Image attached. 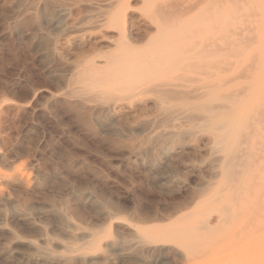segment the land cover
Masks as SVG:
<instances>
[{"label":"rangeland","instance_id":"rangeland-1","mask_svg":"<svg viewBox=\"0 0 264 264\" xmlns=\"http://www.w3.org/2000/svg\"><path fill=\"white\" fill-rule=\"evenodd\" d=\"M84 5L94 8L85 13ZM130 36L138 43H130ZM206 48L214 51L208 66ZM223 49L239 53L229 56L230 66ZM263 57L264 0H0V157L6 160L0 159V264H79L80 255H98L94 264H182L178 250L169 248L172 244L150 249L144 242L161 230L172 233L185 226L177 219L189 210L171 220L152 216L182 203L210 177L212 239L210 245L198 246L196 255L212 258L214 264L264 260V197L260 210L248 191L243 189L238 200L230 190L223 191V176L216 175L213 162L222 154L212 150V134L196 132L194 154L182 159L196 162V174L180 172L191 186L187 193L168 189L161 182L163 170L147 163L140 147L134 152L129 148L161 133L190 130L180 112L172 111L179 106L217 101L250 84L252 90L241 95L231 121H244L255 101L260 100L263 110ZM178 75L179 90L191 94V103L164 99L163 108L151 88ZM102 93L119 98L110 103L121 108L116 125L98 118L94 106L99 102L88 100ZM140 124L136 135L128 132ZM262 127L247 146L264 156V136L258 135H264ZM257 163L253 171L262 188L255 193L264 190V160ZM17 171L23 187L4 185L3 178ZM65 204L74 205L86 219L68 218ZM109 241L116 245L103 247Z\"/></svg>","mask_w":264,"mask_h":264},{"label":"bare ground","instance_id":"bare-ground-1","mask_svg":"<svg viewBox=\"0 0 264 264\" xmlns=\"http://www.w3.org/2000/svg\"><path fill=\"white\" fill-rule=\"evenodd\" d=\"M71 1V0H70ZM73 1V0H72ZM98 1V0H97ZM129 1V0H128ZM58 2V0H57ZM60 2V1H59ZM75 2L79 3L81 0H75ZM102 2V1H101ZM134 2V1H133ZM49 3V2H48ZM116 3V2H115ZM216 3V2H215ZM246 3V2H245ZM255 2H253L254 4ZM63 3H61L62 5ZM65 4V3H64ZM111 4V3H110ZM109 5L112 7V5ZM247 4V3H246ZM65 5H68L65 4ZM72 5V4H71ZM70 4L68 6H71ZM176 5V4H174ZM89 8H85V7ZM81 8L82 10H85V13L87 12L88 9H90V6L84 5ZM102 6V5H100ZM127 6V5H126ZM28 7V6H27ZM36 8V6H35ZM94 7H92L90 10H93ZM33 9V8H32ZM57 9V8H56ZM30 10V8H29ZM34 10V9H33ZM84 10L82 12H84ZM63 11V10H62ZM76 11V10H75ZM125 11V9H124ZM165 11V10H163ZM89 12V11H88ZM118 14L120 11H117ZM166 12V11H165ZM169 12V11H168ZM184 12V11H182ZM91 13V12H90ZM174 13V12H173ZM50 14V13H49ZM48 14V15H49ZM67 14V13H66ZM76 14V13H75ZM164 14V13H163ZM259 14V12H258ZM64 15V14H63ZM253 15V14H252ZM261 15V14H259ZM68 16V15H67ZM61 17V16H60ZM64 17V16H63ZM82 18V17H81ZM134 18V17H133ZM84 19V18H83ZM85 20V19H84ZM65 21V20H64ZM83 21V20H82ZM81 21V22H82ZM260 21V20H259ZM262 21V20H261ZM80 22V21H79ZM232 23V22H231ZM132 24V23H131ZM72 25V24H71ZM63 26V25H62ZM99 26V25H98ZM101 27V26H100ZM99 27V28H100ZM131 27V26H130ZM149 28V27H148ZM238 28V27H237ZM250 28V27H249ZM89 29V28H88ZM91 29V28H90ZM92 29H95L92 27ZM96 29H98L96 27ZM140 29V28H139ZM251 29V28H250ZM68 30V29H67ZM74 30V29H73ZM146 30L149 31V29L146 28ZM252 30V29H251ZM78 31V29H77ZM76 31V33H77ZM84 31V30H83ZM133 31V30H132ZM143 31V30H141ZM75 32V31H74ZM231 33V29L229 30ZM107 33V32H105ZM109 33V32H108ZM112 33V32H111ZM135 33H138L137 31ZM134 33V34H135ZM142 33V32H140ZM113 34V33H112ZM115 34V33H114ZM144 34V33H143ZM241 34V33H240ZM254 36V34H252ZM112 36V35H111ZM116 36V35H115ZM136 36V35H135ZM134 36V37H135ZM137 36H140L137 35ZM219 37V35H218ZM223 37V36H221ZM220 37V38H221ZM247 37V36H246ZM99 38V37H98ZM226 38V37H225ZM261 38V37H260ZM259 38V39H260ZM71 39V38H70ZM93 39V38H92ZM130 43H138L137 40H132V36H130ZM144 39V38H143ZM158 39V38H157ZM228 39V37L226 38ZM248 40H253V38H247ZM246 39V40H247ZM256 39V38H255ZM254 39V40H255ZM263 39V38H262ZM64 40V39H63ZM89 40V39H88ZM96 40V39H95ZM160 40V39H159ZM158 40V41H159ZM180 40V39H179ZM94 41V40H93ZM97 41V40H96ZM177 41V40H176ZM228 41V40H227ZM75 43L77 41H74ZM95 42V41H94ZM142 41H140L141 43ZM156 42V41H155ZM179 42V41H178ZM248 42V41H247ZM66 43V42H65ZM89 43V42H87ZM91 43V41H90ZM107 43V42H106ZM129 43V44H130ZM157 43V42H156ZM69 44V43H68ZM100 44V43H99ZM109 44V43H107ZM112 44V42H110ZM235 45L234 43H231ZM71 45V44H69ZM72 45H75L74 43ZM85 45V44H84ZM83 45V46H84ZM89 45V44H88ZM93 46V44H91ZM95 45V44H94ZM105 45V43L103 44ZM239 45V44H238ZM67 46V45H66ZM78 46V45H76ZM80 46V45H79ZM80 46V47H83ZM98 46V45H97ZM107 46V45H106ZM203 46V45H202ZM65 47V46H64ZM90 47V46H89ZM78 48V47H76ZM99 48V46H98ZM181 48V47H180ZM185 48V47H184ZM86 49V48H85ZM131 49V48H130ZM190 49V48H189ZM188 49V50H189ZM62 50V49H61ZM73 50V49H72ZM82 50V49H81ZM89 52V49H87ZM198 50V48H197ZM222 50V49H221ZM224 52H226L224 55L227 56L226 60V66H230L233 63L229 62V56L234 57L237 56L239 53L235 51H226L223 49ZM228 50V49H227ZM73 52V51H72ZM213 52L210 49H207L203 51L204 59L207 60L204 63V66H208L207 62H210V58L213 56ZM222 52V51H221ZM219 52V53H221ZM64 53L66 51L64 50ZM71 53V52H70ZM165 53V52H163ZM72 54V53H71ZM89 54V53H88ZM125 54V53H124ZM222 54V53H221ZM123 55V54H122ZM158 55V54H157ZM62 56V55H60ZM256 58L258 57L255 56ZM262 57V56H261ZM97 58V57H96ZM255 58V60H256ZM264 58V57H263ZM180 59V58H179ZM254 59V58H253ZM260 59V58H258ZM257 59V60H258ZM147 60V59H146ZM252 61V60H251ZM149 61H147L148 63ZM248 62V61H247ZM78 63V62H76ZM93 63V62H92ZM103 63V62H102ZM134 63V62H133ZM223 65L225 64V61L222 60ZM255 63V62H254ZM95 65V64H94ZM128 65V64H127ZM135 65V64H134ZM140 65V64H139ZM146 65V64H145ZM251 65V64H250ZM176 66V65H175ZM77 67V66H76ZM136 67V66H135ZM133 67V68H135ZM146 67V66H145ZM254 67V66H253ZM261 67V66H260ZM184 69V67H182ZM217 68V67H216ZM242 68V67H241ZM249 68V67H248ZM252 68V66H250ZM77 69V68H76ZM89 69V68H88ZM147 69V68H146ZM222 69V68H221ZM224 70L225 67L223 68ZM141 71V69H139ZM156 70V69H155ZM243 70V69H241ZM254 70V69H253ZM84 71V70H83ZM133 71V70H132ZM167 71V70H166ZM228 71V69H227ZM79 72V71H78ZM148 72V70H147ZM244 72V71H243ZM246 72V71H245ZM262 72V71H261ZM86 73V72H85ZM90 73V72H89ZM133 73V72H132ZM151 73V72H150ZM81 74V72H80ZM103 74V73H102ZM144 74V73H143ZM146 74V73H145ZM135 75V73H134ZM153 75V74H151ZM162 75V74H161ZM157 76V75H156ZM155 76V77H156ZM241 76V75H240ZM80 77V76H79ZM139 77V76H138ZM161 77V76H160ZM245 75L243 76L244 79ZM257 77V76H256ZM255 77V78H256ZM89 78V77H88ZM152 78V77H151ZM157 78V77H156ZM238 79V77H236ZM240 78V77H239ZM246 78V77H245ZM97 79V78H96ZM145 79V78H143ZM147 79V78H146ZM150 78H148L149 80ZM158 79V78H157ZM181 79L182 76L178 75L176 77H173L171 80L164 82V83H159L153 86L151 88L152 90L150 92L156 93L158 96H160L161 103L160 106L164 108L163 101L164 99H168L170 101H175L179 102L182 101L183 103L190 102L192 100L191 94L185 91L179 90L180 87H182L181 84ZM193 79V78H192ZM188 78V80H192ZM185 82H189V81ZM195 80V79H194ZM235 79L232 78V80H229V82L234 81ZM242 80V79H241ZM246 80V79H245ZM153 81V80H152ZM258 81V80H257ZM75 82V81H74ZM260 82V81H259ZM225 83H227L225 81ZM59 84V83H58ZM251 87L249 86H244L235 89L232 91L230 94L222 95L220 98L217 100L220 103L217 105L215 102L216 100H208L202 105L198 106H179L178 109L172 110V111H177L180 112L181 118H183V122H188L191 124V129L190 130H183V131H170L166 133H161L154 139H149V137L138 145L134 144L129 147L133 152L134 150H137L140 147V153L142 156L147 157L149 164H151L153 167H157L163 170V172L166 174L164 175V178L161 177V182L165 183L164 185L168 189H173V192H183L186 191V193L189 191V188H191L188 179L185 178L183 180V176H180V172H186L187 174H196V162L186 160L182 161V159L185 156H189L191 154H194L196 150V146L191 144L192 143V138H194L196 132L198 131H207L210 134L214 136V145L212 147V150L216 153L222 154L221 156L219 155L217 158H215L214 165L216 169V175L217 176H223L224 179V190H230L231 195L238 200L242 190H246L249 193L253 194L252 197L255 196V200L252 205L254 206H259L258 209L262 210V207L260 208L262 202H263V197H264V190H260V192L255 193L254 191L256 189H261V183L259 184L257 179L258 178V172H254L255 165L258 164L257 162L259 160H264V156L260 154H255L252 153V150L248 148V144L250 143V140L253 138L256 128L259 127V125L263 126L262 129L264 128L263 123V118H264V109L262 110L259 101H255L256 105L255 107L253 106L252 109L248 111L246 114V118L242 122H234L231 121L232 115L237 112L236 104L237 101L240 99L241 95L247 94L249 91L252 90V84H250ZM225 86V84L223 85ZM187 87V86H186ZM185 87V88H186ZM211 88V86H209ZM257 87V86H256ZM261 87V86H260ZM204 88V87H203ZM114 89V88H113ZM95 90V89H94ZM119 90V89H118ZM149 91V90H148ZM195 91V90H194ZM125 92V91H124ZM146 92V91H145ZM191 92V91H189ZM193 92V91H192ZM80 93V92H79ZM127 93V92H126ZM152 93V94H153ZM203 93V92H202ZM73 94V92H72ZM76 94V93H74ZM103 94V93H102ZM106 94V93H105ZM112 94V93H111ZM150 94V93H149ZM67 95V94H66ZM199 95V96H198ZM197 96L200 97L201 94H198ZM70 96V95H69ZM98 96V95H97ZM202 96V95H201ZM219 96V95H218ZM94 98L88 97V100L91 102L93 101L94 103L99 102V106L96 105L94 106V109L98 112V118L105 120L104 122H108L109 125H114L118 121V109L119 107H116L115 105L117 104H110L114 103L119 98H117L114 95H100L98 97L93 96ZM134 97V96H133ZM197 97V98H198ZM205 97V96H203ZM202 97V98H203ZM71 98V97H69ZM80 98V96L78 97ZM81 98H83L81 96ZM86 98V97H85ZM84 100H87V98ZM195 98V96H194ZM193 98V99H194ZM195 98V99H197ZM262 98V96H261ZM201 99V98H200ZM198 100V99H197ZM169 101V102H170ZM80 103H83L84 101L81 99L79 101ZM77 102L76 105H80V103ZM181 102V103H182ZM90 103V102H89ZM248 103V102H247ZM250 103V102H249ZM254 103V102H253ZM167 104V103H166ZM171 104V103H170ZM179 104V103H178ZM152 105V104H151ZM149 105V106H151ZM157 105V104H156ZM177 105V104H176ZM139 106V105H138ZM143 106V105H142ZM137 107V106H135ZM141 107V106H140ZM147 107V106H146ZM86 108V107H85ZM84 108V109H85ZM121 109V108H120ZM119 109V110H120ZM128 110V108H126ZM133 109V108H132ZM139 109V107H138ZM143 109V108H140ZM141 111V110H140ZM139 111V112H140ZM147 111V110H146ZM160 111V110H159ZM197 111H202V115L196 114ZM134 112V111H133ZM171 112V110H170ZM173 112V113H174ZM129 112H127L128 114ZM165 113V112H164ZM134 114V113H132ZM171 113H169L170 115ZM179 114V115H180ZM105 115V116H104ZM135 115V114H134ZM163 115V113H162ZM161 115V116H162ZM165 115V114H164ZM172 115V114H171ZM127 116V115H126ZM221 116H226L225 118L219 119ZM121 117V116H120ZM128 117V116H127ZM126 117V119H127ZM167 117V116H166ZM165 117V118H166ZM175 117V116H174ZM123 118V117H122ZM125 118V117H124ZM131 118V117H130ZM129 118V119H130ZM142 118V117H141ZM133 120V119H132ZM144 120V119H143ZM148 120V119H147ZM166 120V119H165ZM164 120V121H165ZM180 120V119H179ZM136 121V120H135ZM180 120V123L182 122ZM151 122V121H150ZM163 122V121H162ZM169 122V121H168ZM179 122V121H177ZM97 124V123H96ZM143 124V123H142ZM140 124L138 125V128L131 127L128 132L131 135H136L135 133H138V129L142 127L143 125ZM146 124V123H145ZM148 124H150L148 122ZM175 125V123H172ZM116 125V124H115ZM152 125V123H151ZM166 125V124H165ZM184 125V123H183ZM106 126V125H105ZM179 126V125H178ZM178 126L176 128H178ZM185 126V125H184ZM151 127V126H150ZM169 127V126H168ZM174 127V126H173ZM180 127V126H179ZM157 128V127H156ZM148 129V128H147ZM169 129V128H167ZM170 130V129H169ZM172 130V129H171ZM144 131V130H143ZM122 132V131H121ZM125 132V131H124ZM147 132H149L147 130ZM143 133V132H142ZM206 133V134H209ZM259 133V132H258ZM111 134V133H110ZM124 134V133H122ZM148 134V133H147ZM151 134V133H150ZM149 134V135H150ZM259 136H264L262 134H258ZM256 136V135H255ZM264 138V137H263ZM137 139V138H136ZM15 141V140H14ZM213 141V140H212ZM258 140L256 141L257 144ZM261 143V144H260ZM258 144L263 145L262 142H258ZM257 147V145H256ZM262 147V146H261ZM264 147V145H263ZM258 150V149H257ZM256 150V152H257ZM262 150V149H261ZM260 151V150H259ZM213 152V153H214ZM213 155V154H212ZM259 156V157H258ZM2 161L5 160L3 156L0 157ZM6 161V160H5ZM189 161V162H187ZM141 162V161H140ZM210 164V163H207ZM182 165V166H181ZM259 168V167H258ZM145 169V168H143ZM262 169V168H261ZM140 171V170H139ZM138 171V172H139ZM199 171V170H198ZM208 171V170H207ZM261 171V170H260ZM264 171V168L262 169V172ZM2 172V171H0ZM23 173V172H22ZM148 173V172H147ZM150 173V172H149ZM21 174V173H19ZM18 171L17 174H13L7 177L3 178V184L8 186V187H23L24 181L21 176L19 175ZM146 174V173H145ZM191 175V176H192ZM198 175V174H197ZM42 176V175H41ZM90 176V175H89ZM88 176V178H89ZM93 176V175H92ZM98 177V176H97ZM213 177V176H212ZM27 179V178H26ZM79 179V178H78ZM94 179V178H93ZM81 180V179H80ZM88 180V179H87ZM92 180V179H91ZM90 182V181H89ZM88 182V183H89ZM99 182V181H98ZM91 183V182H90ZM105 183V182H104ZM157 185V184H156ZM213 180L210 177L209 181H203L198 190H193L191 191V195L187 196L184 201L168 210H166L161 216H152V219H155L157 221L161 220H171L173 218L178 217L183 211L189 210L184 213V215L179 216L177 221L178 223L180 222H185V226L180 228H176L172 231V233H166L161 230L159 236H155V238H149L144 242V246L152 249V248H157L159 243H165V244H172L171 248L172 250L176 248L178 251V256L182 258V264H214L212 258H205L203 256H197L196 255V249L198 246H203V245H210V239L211 237V228L214 222V219L212 218V204H213ZM89 186V185H88ZM93 186V185H92ZM90 187V186H89ZM88 187V188H89ZM85 188V187H84ZM264 188V187H263ZM32 193V192H31ZM91 194V193H90ZM243 194V193H242ZM244 199V198H243ZM4 200V199H2ZM7 200V199H6ZM93 201V200H92ZM246 201V200H245ZM249 204V202H248ZM237 205V204H236ZM84 206V205H83ZM21 207V206H20ZM63 207V212L64 214L68 217L71 218L73 216H77L79 219L84 220L86 219L85 213L79 212V210L74 207V205L71 204H65L62 206ZM65 207V208H64ZM112 207V206H110ZM84 208V207H83ZM11 209L18 210L15 207H12ZM27 209H30L27 207ZM82 209V208H81ZM88 209V208H87ZM252 209V208H250ZM37 210V209H36ZM84 210V209H83ZM91 210V209H90ZM207 210V211H206ZM210 210V211H209ZM256 210V209H255ZM254 210V211H255ZM87 211V210H86ZM93 211V209H92ZM95 211V210H94ZM109 211V210H108ZM205 211V212H204ZM107 212V211H106ZM228 212V211H227ZM259 214V212H256ZM197 214H201L199 219L197 220L196 216ZM43 215V214H42ZM262 216V215H261ZM76 217V218H77ZM43 218V217H42ZM44 219V218H43ZM150 219V218H149ZM255 220L254 216H251V220ZM262 219V218H261ZM47 220V219H45ZM119 220V219H118ZM122 220V219H121ZM120 220V221H121ZM141 221V220H140ZM248 220L247 222H249ZM254 221V223H255ZM31 222V220H30ZM29 222V223H30ZM223 222V221H222ZM22 223V222H21ZM252 223V222H251ZM53 224V222H52ZM70 224V223H69ZM134 225V224H133ZM154 225V224H153ZM163 225V224H161ZM167 225V224H165ZM255 224H253L254 226ZM144 227V226H143ZM141 227V228H143ZM139 228V227H138ZM163 229V228H162ZM263 230V228H262ZM152 232V231H151ZM155 232V230H154ZM255 232V231H254ZM248 235V233H247ZM105 238V236H104ZM138 238V237H137ZM51 241L50 239H48ZM95 242V241H94ZM102 242V241H101ZM180 242L181 247H179L178 243ZM53 243V242H52ZM101 244V243H100ZM88 245V244H87ZM90 247L93 245V242L89 244ZM116 245L115 242L109 241L106 242L103 247L107 249H111ZM95 246V245H94ZM163 246V245H161ZM159 245V247H161ZM31 247L34 248V245L31 244ZM89 247V248H90ZM83 248V247H81ZM78 250H82V249ZM85 249V248H84ZM87 249V248H86ZM85 249V250H86ZM96 251V249H94ZM99 250V249H98ZM83 251V250H82ZM81 251V252H82ZM92 253V252H91ZM88 254V253H87ZM94 254V253H92ZM50 256V255H49ZM77 261L79 264H94L97 262L99 259V256H87V255H80L77 258ZM249 260V259H248ZM247 262V261H245ZM244 262V263H245ZM77 263V262H76ZM237 263V262H236ZM251 264H264V260H258V261H253Z\"/></svg>","mask_w":264,"mask_h":264}]
</instances>
